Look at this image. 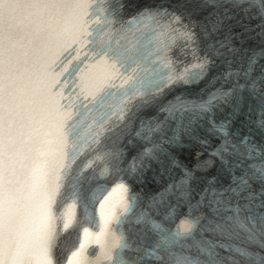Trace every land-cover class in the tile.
Returning <instances> with one entry per match:
<instances>
[{"label": "snow or ice", "instance_id": "1", "mask_svg": "<svg viewBox=\"0 0 264 264\" xmlns=\"http://www.w3.org/2000/svg\"><path fill=\"white\" fill-rule=\"evenodd\" d=\"M126 7V0H0V264H89L84 240L65 259L58 258L61 237L75 222L74 215L60 208L70 196V207L80 202L87 210L85 182L101 178H115L114 187L103 195L105 189L97 185L91 202L99 200L103 209L118 189L126 199L120 216H113L116 227L110 228L111 220L102 213L95 234L102 250V236L116 238L114 248L105 253L113 264H264V140H254L256 133L264 135V47L251 50L239 71L224 74L225 84L234 80L227 89L221 85L206 99L177 96L163 102L166 89L199 82L213 56L235 54L234 40L242 41L246 33L264 38V0H160L124 20ZM149 25L163 49H157L156 76L138 86L117 67H131L135 60L113 37L121 29L139 31ZM234 27L241 31L234 32ZM88 45L93 47L82 53ZM189 55L195 62L181 70L182 57ZM82 56L93 62L81 68ZM64 73L80 74L76 96L89 103L69 101L72 93L64 94L68 81L59 79ZM107 88L117 89L119 103H108L106 98L117 93ZM250 101L256 106L246 111ZM225 104L231 111L217 120ZM149 105L157 115L140 118L133 131L139 111ZM253 111L258 112L255 121L250 118ZM241 115V129L248 128L244 134L232 130ZM125 136H134L144 148L122 169L124 153L104 147L105 141L116 143ZM184 137L204 149L196 153L194 169L164 147H183ZM213 138L220 142L213 145ZM205 151L207 158L201 159ZM153 162L160 177L171 178L174 169L181 170L180 179L170 182L150 205L179 193L189 212L173 229L148 213L131 218L136 197L127 196L121 173L142 174ZM217 163L228 183L217 187V176L208 177L197 192L192 187L196 171ZM194 211L201 214L194 216ZM175 216L173 207L166 219ZM88 220L95 223L94 217ZM126 222L130 228L147 225L158 239L133 248ZM83 236L88 239L93 233L85 227ZM126 250L137 255L125 259Z\"/></svg>", "mask_w": 264, "mask_h": 264}]
</instances>
